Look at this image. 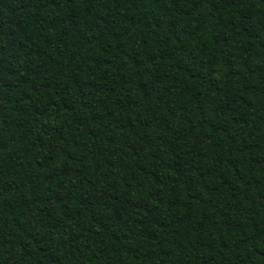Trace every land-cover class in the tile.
Here are the masks:
<instances>
[{
	"label": "trees",
	"instance_id": "1",
	"mask_svg": "<svg viewBox=\"0 0 264 264\" xmlns=\"http://www.w3.org/2000/svg\"><path fill=\"white\" fill-rule=\"evenodd\" d=\"M0 264H264V0H0Z\"/></svg>",
	"mask_w": 264,
	"mask_h": 264
}]
</instances>
